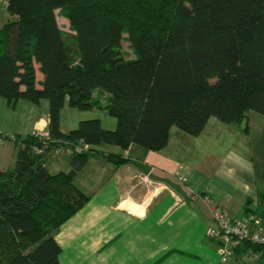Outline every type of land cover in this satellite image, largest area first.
I'll return each mask as SVG.
<instances>
[{
    "label": "trees",
    "instance_id": "16d2710c",
    "mask_svg": "<svg viewBox=\"0 0 264 264\" xmlns=\"http://www.w3.org/2000/svg\"><path fill=\"white\" fill-rule=\"evenodd\" d=\"M5 1L12 20L0 29V97L11 109L46 100L49 123L44 155L33 153L31 135L17 137L14 168L0 171V264H60L52 232L88 201L74 178L97 147L159 152L172 128L197 137L211 118L264 117V0ZM65 107L102 109L116 126L89 118L62 133ZM65 144L69 171L50 174L39 162ZM238 250L264 258L262 246Z\"/></svg>",
    "mask_w": 264,
    "mask_h": 264
},
{
    "label": "crops",
    "instance_id": "0c3cea01",
    "mask_svg": "<svg viewBox=\"0 0 264 264\" xmlns=\"http://www.w3.org/2000/svg\"><path fill=\"white\" fill-rule=\"evenodd\" d=\"M11 19L6 1L0 0V29ZM64 32H70L69 26ZM35 69L39 88L43 76L38 65ZM39 105L43 103L21 100L11 110L0 97V132L6 134L9 128L21 138L35 131L47 135L48 114L40 116L36 109ZM21 109L28 113L23 114ZM85 113L90 115L80 119L109 116L97 108ZM98 120L102 127V120ZM210 124L208 121L197 137L178 130L172 139V128L167 146L159 152L134 146L126 150L97 147L98 154L74 178L75 186L88 201L52 232L61 248L60 264H264L262 253L251 250L235 251L220 261L218 242L206 235L214 221L204 200L209 196L233 219L256 216L264 228V117L249 115L247 129L256 128L255 138L242 135L241 130L246 131L238 124L213 123L218 133L229 128L232 135H210ZM61 126L60 115L62 133L76 127L65 130ZM0 146H4L2 152L7 150L5 143ZM16 151L12 147L14 163ZM107 155L125 162L116 165L105 158ZM0 171H5L1 162Z\"/></svg>",
    "mask_w": 264,
    "mask_h": 264
},
{
    "label": "built area",
    "instance_id": "2783aa9c",
    "mask_svg": "<svg viewBox=\"0 0 264 264\" xmlns=\"http://www.w3.org/2000/svg\"><path fill=\"white\" fill-rule=\"evenodd\" d=\"M31 136L37 140L39 146L33 149V153L37 156L44 155L48 143V134H42L35 131ZM7 137L0 134V145L7 141ZM13 140V138L9 139ZM15 141V140H14ZM87 146L76 147V151H85ZM58 154L69 155L70 146L62 145L54 150ZM180 181L184 179L178 176ZM148 182L146 177L142 179ZM205 202L209 204V208L214 221V227L206 231V235L218 242L217 254L221 262L232 256L236 250L242 248L244 244L258 245L264 247V228L260 218L250 216L245 220H237L227 216L222 212L216 204H214L209 196L204 197Z\"/></svg>",
    "mask_w": 264,
    "mask_h": 264
},
{
    "label": "rangeland",
    "instance_id": "374dc122",
    "mask_svg": "<svg viewBox=\"0 0 264 264\" xmlns=\"http://www.w3.org/2000/svg\"><path fill=\"white\" fill-rule=\"evenodd\" d=\"M56 20H57L58 26L61 29H63L64 31H68L69 23L67 22V20H65L64 18H62L60 16L59 17L57 16ZM122 52L127 59L132 58L131 50L129 49V44L126 41H124L122 43ZM41 102L43 103V106L39 105V109L36 108L37 113L40 114V116L47 115L48 114V102L46 100H42ZM20 111H22L23 114L28 113L27 111H25L23 109H21ZM94 111L95 112H93V113H98L96 110H94ZM251 114L257 115L258 117H261L256 112L247 113L243 122L240 125H237L239 128L241 127L240 129H243L245 126H247V127L249 126L247 124V122H248L249 115H251ZM86 115L89 116L90 114H87L85 112H80L78 110H74V109L66 107L61 114V118H62V126L61 127L66 130L67 128H69V126H77L81 120H85V119H80V118L82 116H86ZM93 118H97V119L100 118L102 120V128H104V129H114L116 126L115 119L110 117V116L103 117V115L98 114L97 117H93ZM104 118L107 120V122L105 121ZM13 120L16 121V117H14ZM209 121L211 124H210L207 131H209L210 135H217V134L218 135H227V136L232 135V133L228 132L229 128H223V130H221L219 133L215 129L212 128L213 123H218V124L224 125L223 123H220L217 119L211 118ZM111 123L114 126L113 128H111ZM114 123H115V125H114ZM173 129L171 131L172 139L174 138L175 132L178 131V130H175L176 128H173ZM5 132H6V134H4L3 132H0V134L6 136L8 138L7 141L5 142V147H6L5 149H7V150H4V152H2V150H0V153L2 155L0 162H1V165L3 166V168L5 170L6 169L12 170L14 168V159H12V156H11V149H12V147L17 148L18 144L15 143V141H14L15 139H17V137L14 136V130H12V129L8 128V131H5ZM11 133L13 135H11ZM241 133H242V135L249 134V136H251L252 138H255V137H257L258 131L256 130V128H252L249 132H248V129L246 132H243L241 130ZM11 138H13V140H9ZM1 147L2 146H0V149H2L4 146L2 148ZM67 159L68 158L66 156H64L62 154H58L55 151H53L52 153L45 156L42 160H40L39 164L43 165L45 163V166H46L48 172L50 174H56L58 172H66L65 170L68 169Z\"/></svg>",
    "mask_w": 264,
    "mask_h": 264
}]
</instances>
